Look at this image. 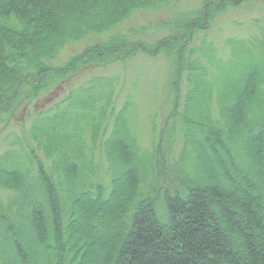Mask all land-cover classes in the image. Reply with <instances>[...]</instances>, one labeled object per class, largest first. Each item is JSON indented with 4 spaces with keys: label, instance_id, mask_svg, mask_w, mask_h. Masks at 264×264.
<instances>
[{
    "label": "trees",
    "instance_id": "obj_1",
    "mask_svg": "<svg viewBox=\"0 0 264 264\" xmlns=\"http://www.w3.org/2000/svg\"><path fill=\"white\" fill-rule=\"evenodd\" d=\"M174 1L0 0V124L21 121L0 155V264H264V35L229 37L221 58L189 29L191 46L175 35L133 42L120 29L129 13ZM188 22L177 24L198 23ZM83 39L91 46L54 64ZM139 50L167 51L185 70V101L168 115L183 144L172 168L162 143L143 150L132 103L113 107L118 78L92 76L38 105V89ZM89 215L119 219L123 239L73 242Z\"/></svg>",
    "mask_w": 264,
    "mask_h": 264
},
{
    "label": "rangeland",
    "instance_id": "obj_2",
    "mask_svg": "<svg viewBox=\"0 0 264 264\" xmlns=\"http://www.w3.org/2000/svg\"><path fill=\"white\" fill-rule=\"evenodd\" d=\"M155 8L135 10L129 13L126 20H123L124 25L120 29L126 33L130 41L143 40L154 45L153 43L156 44L161 38L175 35L186 40L185 43L191 46L189 39H185L184 31L189 29V36H193L191 41H199L202 37H207L215 47L218 56L227 58L229 49L225 42L229 37L249 39L264 35V0H235L234 4H228L225 0H176L172 6L166 3ZM191 18L197 20L198 23L190 22L191 25L187 28L178 26L177 22L180 20H185L186 25ZM164 19L165 21L171 19L172 22L169 25L156 24ZM200 21L205 23L204 29L200 25ZM130 28L134 30L129 32ZM90 44H87V41L83 39V41H75L65 45L60 50L59 57L53 60L54 64L67 63L76 54L87 49V46H91ZM185 55L183 54L182 59L185 58ZM127 58L122 61L110 60L104 62L100 68L88 67V69L75 75L72 74L73 77H70L62 87L49 88L46 91H44L45 89H38L40 100L38 105L44 109L49 108L62 101L71 89L83 85L92 76L118 78V81L115 82L113 107L115 110H119L126 102L132 103L135 119L134 131L138 133L139 143H141L143 150L147 154H152L162 143V154L165 160H168L167 166L172 168V159L178 158V153H180L183 144L179 131L176 130L175 136H173V125L172 127L168 125V115L174 110V104L177 100L181 105L185 101V70L181 72L182 65L176 61V57L163 50L156 53L139 50L136 51L135 55ZM38 105H28L25 114L28 113L27 116L30 117L33 111L34 113L38 111ZM17 119L18 117L7 129L4 128L3 124H0V155L7 149H11L10 142L14 138L9 139L7 135L19 130L18 126L21 121L18 122ZM171 123L172 121L169 124ZM177 124L176 126H179V122ZM169 128L171 129L169 130ZM171 132L172 137H169ZM99 155L98 153L96 160L101 171L103 170L101 168H105V164ZM101 179L99 178V180ZM89 206L92 211L100 207L108 210V205L99 206L95 200H91ZM107 212L109 213V210ZM98 215L102 217L103 214ZM94 217L95 215H89L86 218L84 229L74 233L73 242H85L87 244L86 249H92L91 242L95 241L97 235L101 236V239L112 235L118 240L123 239H119L122 235L118 229L120 226L119 219L107 218L105 223L99 224ZM84 230L88 234H85Z\"/></svg>",
    "mask_w": 264,
    "mask_h": 264
}]
</instances>
